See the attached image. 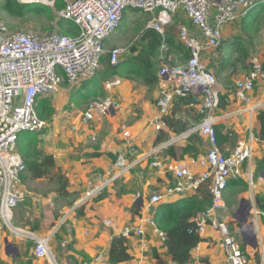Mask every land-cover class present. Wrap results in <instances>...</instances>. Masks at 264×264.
I'll list each match as a JSON object with an SVG mask.
<instances>
[{
	"label": "built area",
	"instance_id": "1",
	"mask_svg": "<svg viewBox=\"0 0 264 264\" xmlns=\"http://www.w3.org/2000/svg\"><path fill=\"white\" fill-rule=\"evenodd\" d=\"M21 3H38L49 6L61 21L76 26L77 33H49L37 35L28 31H13L0 20V217L3 222L23 239L33 241L34 256L55 264L50 249L51 235L39 236L32 230H23L11 224L13 210L24 202V191L20 187V174L25 165L17 150L18 136L22 132H38L46 123L35 109L39 97L55 93L62 82L75 85L79 81L93 77L100 68V59L107 52L110 65L118 64L123 51L113 47L106 51L104 41L120 25L127 9L140 10L151 14L147 28L161 37L160 58L156 85L158 95L155 106L158 115L151 120L155 129L164 127L163 118L169 114L176 97H191L190 107L198 106L200 120L189 129L177 134L173 140L187 138L192 134L203 136L208 142L205 155L198 161L200 170H192L181 162L163 164L158 151L167 147L168 140L153 148L147 156L152 158L151 167L157 173H171L172 184L165 189L164 195L153 193L149 204L158 203L163 196L181 193L185 190H198L205 186L211 199L210 205L193 218L194 225L189 232L203 233L210 226L216 230L225 254V264H247L244 251L230 231L228 223L219 215L224 207V190L230 179L243 177L253 183L252 159L253 142L264 144V135H249L233 146L219 147L216 142L215 125L220 122L217 110H220V88L215 74L201 59L203 50L216 48L223 39L225 26L247 17L253 7L264 0H18ZM57 2L62 6L56 8ZM184 12L191 26L198 28L199 34H191L184 24H179L177 37L188 50L184 61L169 63L166 55V28L172 22L178 9ZM120 83L119 79L107 81L106 89ZM236 99L249 103L256 91L264 90V66L259 58L250 61L249 70L233 80ZM116 107L110 95L95 97L87 102L80 113L82 124L109 116ZM249 109V110H248ZM264 109V95L244 107L243 112ZM233 112L224 114L228 119ZM232 137L233 132H225ZM95 140L96 135H91ZM139 149L129 143L115 154L112 170L108 179L89 194H95L104 185L117 179L125 169L139 164ZM195 160H193V163ZM257 212L256 210L254 211ZM259 214L264 215V212ZM151 224L160 240L165 241V233L150 218L143 219ZM254 224L253 220H250ZM110 226L111 221L105 220ZM124 237L144 235L141 224L128 223L120 232ZM198 244V243H197ZM197 246V245H196ZM264 262V254L262 257Z\"/></svg>",
	"mask_w": 264,
	"mask_h": 264
},
{
	"label": "rangeland",
	"instance_id": "2",
	"mask_svg": "<svg viewBox=\"0 0 264 264\" xmlns=\"http://www.w3.org/2000/svg\"><path fill=\"white\" fill-rule=\"evenodd\" d=\"M2 3L3 0H0V20L3 21L10 30H30L40 36L53 32H62V29L56 24V16L54 21L50 22L44 12L39 11V9H43L41 4L31 2V5L29 6L38 12H29L23 17H11L2 10ZM256 11L257 8H253L250 11L251 15L249 18L240 19L227 24L226 26H229V28H225L223 31L222 43L216 48L203 50L202 58L204 63L206 64L207 62H210L213 65L214 69L211 70L206 64L207 68L213 73H218L216 71V66L219 65L221 59H230L229 66L225 67L223 72H219L216 78L218 83L227 84L228 86L230 85L232 90L228 92L231 94H234V88L232 85L233 80L239 77V75L248 72L251 59H261L264 66V10L258 15L255 14ZM173 16L172 22L166 29L168 30L173 27V33L178 41H180L177 37L179 24L186 25L191 34H199L198 28L191 26L181 8H179ZM151 17V14L144 13L140 10L127 9L118 28L104 41L106 51L113 47H121L123 49L118 64L123 61L124 63L119 67H117V64L113 66L112 69H107L106 55H104V53L100 59V68L93 77L88 80H83L82 86L69 88L66 84L61 83L63 84L59 89V92L62 93L61 97L57 94L59 92L46 97L49 99L50 106H52L50 111L47 109L41 111L44 103L42 101L36 102L35 109L38 112V115L47 123L45 130L41 133L45 134V132L50 129L47 134H49V137H52L54 143H57V145L54 144V148L58 153V159L63 157L65 159L63 160L64 166L61 167L60 165H56L57 168L55 169L60 170V172L64 174V177L68 181L67 190L69 192L72 193V188L74 187L82 190L83 195L74 203V205L68 206L67 201L70 199L71 194H67L65 197L58 194L57 189L59 184L55 174L49 178L38 179H31L27 176L26 179L21 180L20 184L25 195L24 202L14 208L11 224L23 230H29L30 225L36 223L39 226L37 230L39 236L51 235L52 240L50 241V246L55 256L58 251L65 254L67 251L73 250L74 246L78 244V242H76L78 239L75 238L74 232L73 230L71 231L70 228L71 218L73 219L76 217L74 216V209L76 206L79 203L86 201H88L87 204L94 203V201L98 202L107 197L104 193L98 195L89 194L93 189L103 184L108 179V175L102 172L99 168L91 169L93 166H91L90 163V156L91 154H98V144L97 142L94 143L86 138H83L84 140L81 141L80 138L70 133L73 119L76 120L80 110L90 98L93 97L95 91L98 93L97 95H102L105 92L102 84L114 80L115 76H118L121 79H125L129 76L130 81L133 83L137 82L138 89H141L142 86H144L142 80L132 72L135 69L133 57L139 51L145 31L149 29L147 28V24ZM247 20L250 21L248 24ZM70 25L72 24L70 23ZM72 27L76 28L74 25H72ZM237 42H241L245 46L253 44L254 50L252 53L250 52L251 54L249 53L245 59H242V56L240 57L232 49ZM230 44H233V47H230ZM160 52L159 48V52L155 58L157 60L156 68H158L163 61L160 58ZM169 58V63H174L179 59L183 62L185 59V57L180 58V54L176 52H171ZM232 62L234 64H232ZM127 84L128 82L123 81L121 86L115 88L116 93L118 94V92ZM70 86L75 87L74 85ZM147 88V92L142 98H139V100L151 105L153 103L152 98L155 94L152 87ZM63 94L67 95L64 96ZM137 113L140 112L137 111ZM53 114H56L54 122L51 121ZM130 121L131 118H129V122ZM104 123H106V120H103L102 127L98 128V130L101 129L99 134L102 133L106 126ZM113 123H115L114 120ZM115 128L116 127L112 122L107 123L106 130H108V135L109 133L113 134ZM25 135H27L26 132L19 134L20 137H24ZM39 136H37V138ZM193 141L202 144L201 139L196 137L193 138ZM232 141H235L234 136ZM33 147V145L29 146L25 140L22 141V139H20L18 147L20 153L25 151L34 152ZM206 149L207 146L202 150L204 151ZM255 152L262 153V148L257 147ZM256 157L257 156L254 157L252 163L254 166L252 177L253 183L250 184L247 181L242 182L237 180V185L230 187L227 185L224 190L225 207L221 209L224 216L222 219L228 223L230 231L235 235L239 244L243 246L247 264H264L262 261L264 254L262 239L264 235V227L260 225L259 210L254 203L255 195L261 191V189H264V178H260V174L255 173L254 162L255 159H257ZM56 171L57 170H55V172ZM107 194L110 197L108 199L110 202L109 204L112 206L118 205L120 206V209L127 207L126 210H129L127 202L123 196L119 194L112 195L108 192ZM242 199L245 201L241 203V210L238 212L237 217L233 218V214L238 210ZM246 202L252 204L250 210L247 209ZM221 210L218 212L220 217ZM255 210L257 211L256 213L254 212ZM248 211L250 212V215L247 219L249 221L253 220L255 223L253 229L247 227L248 222L242 223L243 216H245V212ZM77 215L79 216V213ZM59 224H64L60 231L59 229L56 230ZM68 235L71 236V240H64ZM254 244L255 248L253 247ZM33 249L34 244L32 240L23 239L19 233L12 231V229L9 228L0 217V262H2L0 264H35L39 259L34 256ZM14 258L16 259L14 260ZM67 259L70 260L69 258Z\"/></svg>",
	"mask_w": 264,
	"mask_h": 264
},
{
	"label": "crops",
	"instance_id": "3",
	"mask_svg": "<svg viewBox=\"0 0 264 264\" xmlns=\"http://www.w3.org/2000/svg\"><path fill=\"white\" fill-rule=\"evenodd\" d=\"M70 26L72 27V25ZM225 28H229V26H225ZM77 31V28L72 27V32L74 33L69 34H75L77 33ZM104 47L106 46L104 45ZM104 55H106L107 59L108 54L105 53ZM115 79L120 80V83L118 85L113 86L111 89H106L104 82L102 85L105 92L102 95H97L98 93L95 91L93 93V97L90 98L91 100L95 97L110 95L116 105L111 114L103 119L95 120L92 123L82 124L80 121V113L85 109V106L87 104L86 103L80 110L76 120L73 119L70 133L80 138L81 141L84 140L83 138H86L94 143L97 142L98 154H91L90 156V163L91 166H93L91 169L99 168L100 170H102V172L108 175V173L112 170L113 162L115 160V154L118 151L124 149L125 146L129 143L137 146L139 149V164H137V166L132 169H125L121 172L120 176L117 179L107 183L101 190L95 193L96 195L103 193L106 194L107 197L103 200H100L98 202L94 201V203L91 204H87L88 201L79 203L76 208L84 204V207L83 209H81L79 216L77 215L78 213H76V208L74 207V216L76 217H74L73 219L71 218L70 228L71 231L73 230L75 238L78 239L76 240L78 244L74 246L73 250H69L65 254L58 251L56 253V256L50 246L56 264H111L108 261V250L110 247L111 239L114 235H120V232L123 229L124 225L128 223L141 224L144 229V235L142 237H127L129 253L132 258L128 261L118 264H172V257L167 253L164 241L159 239L157 234L154 232L153 226L148 222H145L143 219L150 218L157 224L155 219L156 216H160L163 212L166 213L170 211L177 204L181 205L182 202L187 201L189 198H192L195 195H199L200 190L204 188V186H202L198 190V192L185 190L181 193H174L172 195L163 196L158 203H148L149 197L153 193L164 195L165 189L172 184V178L171 173L168 171H165L164 174L157 173L156 169L151 167L152 158L150 156H147V154L153 148L158 147L162 143L170 139L173 140V138L180 133H176L171 127H169L168 121H172L175 128L180 127L181 124H187V129H189L191 126L197 124L200 120L198 106H189L188 103L192 100L191 97H176L173 100V105L170 109L169 114L163 118L165 122L164 127L157 130L151 124V120L158 115V109L155 106V100L158 95L157 85L155 84L154 86H152L153 89L151 88L155 95L152 98L153 103L149 105L148 103H144L139 100V98H142L148 90V86H146L143 81L142 83L144 86H142L141 89H138L137 82L133 83L132 81H130L129 76L125 79H121L118 76H115ZM82 81H79L77 84H75V87L68 85L66 82L62 83L66 84L69 88H76L77 86L83 85ZM123 81L128 82V84L118 92V95L115 91V88L117 86H121L123 84ZM63 84H60L58 90L55 93L59 92V89ZM218 86L220 88V93L227 94H225L227 108L224 110H217V116L220 122L216 124L215 127H220L222 133L225 136L226 131H232L233 136L235 137V141L233 142V136L231 138L226 136L227 142L224 145L228 144L230 146H233L239 140L248 139L250 133L259 138L258 135L260 133L261 123L258 119V114L264 113V109H255L252 112H249V109L243 112V109L244 107H251L252 103L258 101L262 97V95H264V90L256 91L253 95V99L249 103H245L236 99L235 92L234 94H231L228 93L226 89H223V85L221 83H218ZM57 94L59 95V97H61L62 93L59 92ZM66 95L67 94H65L64 96ZM137 111H139L140 113H137ZM231 111L233 112V114L228 119L224 118L223 115ZM55 115L56 114L52 115V122H54ZM129 118H131L130 122ZM103 120H106V123H104L106 126L103 129L102 133L99 134L101 129L98 130V128L102 127ZM113 120L115 123H113ZM111 122L115 125L116 128L114 129L113 134L109 133L108 135V130H106V127L107 123ZM45 128L43 130H45ZM42 131L36 132L38 136L40 135L38 139H43L48 144V147L45 150L50 154H53L56 165H60L61 167L64 166V157L62 156L63 158L58 159V153L54 148V144L57 145V143H54L52 137H49V134H47L50 129L49 131L45 132V134H42ZM26 134L31 135L32 132H26ZM93 134L96 135L95 140L91 139V135ZM193 136L201 139L202 144L193 141ZM22 138L23 137L18 136L17 150L19 153V141ZM187 144L192 146L193 144L196 145L199 150L198 153H193V151L184 153L182 149ZM28 145L30 146V144ZM206 146L208 149L207 140L203 136L195 133L187 138H178L173 140L170 144L167 145V147L160 148L157 155L161 159L163 164L181 162L185 165L190 166L192 170H200L198 161L205 155L207 149L204 151L202 149L206 148ZM257 147L262 148V153L255 152ZM253 149V159L255 156H257V159H264L263 143L253 142ZM20 154L22 155V153ZM193 160H195L194 163ZM252 172H254L253 164ZM259 176L260 178H264V172H261ZM237 180L242 182L246 181L243 177L238 179H230L227 185L229 187L235 186L237 185ZM72 190L79 191L81 192V195H83L82 190L76 189L74 187L72 188ZM261 191H264V189H261ZM107 192L112 195L119 194L123 196L130 211L126 210L127 207H123L122 209H120V206L118 205L112 206L111 204H109L110 202L108 201V199L110 197ZM243 201L245 200L242 199L240 201V209L241 203ZM159 208L161 209L160 211H158ZM238 212L240 211L237 210L233 214V218L237 217ZM221 217H224L222 214V210ZM193 218L194 217L191 218V221L193 220ZM105 220H110L111 225H104L103 222ZM248 222L250 221L248 220ZM64 224H59L56 230L59 229L60 231L62 229L61 226L63 227ZM247 227L249 228L248 225ZM253 227H255V223L253 224ZM37 230L38 229L32 231L39 235ZM200 237L202 238V240L190 252L192 261L191 264H225V254L220 243L218 232L208 226L205 228L204 232L200 234ZM64 240L70 241L71 236L68 235ZM67 258H69L70 260H68ZM15 259L16 258H14V260ZM39 263L50 264L42 258H39V261L35 264Z\"/></svg>",
	"mask_w": 264,
	"mask_h": 264
},
{
	"label": "trees",
	"instance_id": "4",
	"mask_svg": "<svg viewBox=\"0 0 264 264\" xmlns=\"http://www.w3.org/2000/svg\"><path fill=\"white\" fill-rule=\"evenodd\" d=\"M31 3H21L17 0H3L1 4V8L11 17H23L27 15L29 12H38L37 10L29 7ZM43 9H39L40 12H44L47 16V19L52 22L55 19V11L49 6L42 5ZM62 3L57 2L55 7H61ZM253 8H257L255 14H259L264 10V2H260L256 4ZM250 13V12H249ZM251 15L248 14L244 19L249 18ZM174 17V16H173ZM173 20V19H172ZM250 21L247 20V24ZM60 23V24H59ZM57 26L62 29L61 33L69 34L72 32V27L69 23L62 22L57 19ZM169 27V26H168ZM173 27L170 29H166L165 40L167 42V51L166 55H171V52H176L180 54L181 57H188V50L186 47L175 38ZM142 43L140 44L139 51L133 57L135 63V69L132 71L134 75L138 76L143 83L152 87L156 84L157 76L156 73L158 68H156L157 60L155 59L160 48L161 37L155 31L148 29L145 31L142 37ZM223 41V39H222ZM221 41V43H222ZM220 43V44H221ZM233 47V44L229 45ZM236 54H238L242 59H245L247 55L254 50L253 44L244 45L241 42H237L234 44L232 48ZM250 53V54H251ZM203 56V52L201 55V59ZM180 60V59H179ZM238 60V59H237ZM204 62V60H203ZM230 59H221L219 65L216 66V71L223 72L225 67L229 66ZM123 62L119 63L117 67H119ZM208 68L211 70L214 69L213 65L210 62L206 63ZM232 64H234L232 62ZM106 68L112 69L113 66L110 65L108 59H106ZM215 73V76L218 75ZM223 89L227 91H231V87L227 84H222ZM230 93V92H228ZM226 93H220V108L226 109L227 101H226ZM227 95V94H226ZM37 101H42L44 103L43 110H51L52 106H50L49 99L46 97L38 98ZM258 119L261 123L259 137L264 135V113L258 114ZM168 126L171 127L176 133H181L185 131L188 127L187 124H181L180 127L175 128L172 121H168ZM42 131V130H41ZM216 131V142L219 147H222L227 142V137L222 133L220 127H215ZM40 134V133H38ZM37 133L32 132L31 135H27L22 138V141H26L28 144L33 145L34 152L25 151L22 153V160L24 162L25 168L20 174L21 180L26 179L28 176L31 179L38 178H49L56 175L57 182L59 184L57 192L60 196L65 197L67 194H71L70 199L67 201L68 206L74 205V203L81 198V192L72 191L69 192L67 190L68 181L64 177V174L60 172L57 168L53 154H50L45 149H47L48 144L43 139L37 138ZM195 138V136L193 137ZM24 139V140H23ZM183 152L198 153V147L193 144H187L183 147ZM55 170H57L55 172ZM264 172V159H256L255 161V173ZM228 184V183H227ZM211 203L210 195L204 186L199 192V195H195L192 198H189L187 201L182 202V204H177L170 211L166 213H162L160 216H156V222L158 228H160L165 233V241L164 245L166 247L167 253L172 257V264H191V250L199 243L202 238L196 232H189L191 227L194 225L193 221H191L192 217H195L198 213L204 211ZM185 205V206H184ZM255 206L260 212H264V191L259 192L255 195ZM84 204L78 206L75 211L76 213H80L81 209H83ZM161 209L159 208L158 211ZM260 224L264 226V215L260 214ZM62 227V226H61ZM29 230H36L39 226L35 223L30 225ZM263 245H264V237H263ZM243 249V246H241ZM132 258L129 253L128 248V239L122 235H114L110 242V247L108 250V261L111 264H118L121 262L128 261ZM258 259V258H257ZM206 262V261H205ZM2 263V262H0Z\"/></svg>",
	"mask_w": 264,
	"mask_h": 264
},
{
	"label": "water",
	"instance_id": "5",
	"mask_svg": "<svg viewBox=\"0 0 264 264\" xmlns=\"http://www.w3.org/2000/svg\"><path fill=\"white\" fill-rule=\"evenodd\" d=\"M247 203V209H251V203L249 202H246ZM241 209L239 208L238 211H240ZM250 215V212H245V216H243V220H242V223H247L248 222V216ZM247 225L250 227V229H253V224L252 222H248ZM253 247L255 248V244L253 245Z\"/></svg>",
	"mask_w": 264,
	"mask_h": 264
},
{
	"label": "bare ground",
	"instance_id": "6",
	"mask_svg": "<svg viewBox=\"0 0 264 264\" xmlns=\"http://www.w3.org/2000/svg\"><path fill=\"white\" fill-rule=\"evenodd\" d=\"M16 232H19V230H16Z\"/></svg>",
	"mask_w": 264,
	"mask_h": 264
}]
</instances>
